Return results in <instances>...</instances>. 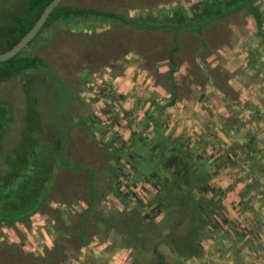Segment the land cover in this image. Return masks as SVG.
Returning a JSON list of instances; mask_svg holds the SVG:
<instances>
[{"label":"rangeland","instance_id":"obj_1","mask_svg":"<svg viewBox=\"0 0 264 264\" xmlns=\"http://www.w3.org/2000/svg\"><path fill=\"white\" fill-rule=\"evenodd\" d=\"M201 1L60 4L161 24ZM25 2L0 0V21ZM254 3L261 28L245 8L176 36L100 15L41 28L19 54L45 62L0 80V173L35 100L50 147L55 118L68 120L70 164L35 212L0 222V264H156L154 246L169 264H264V0Z\"/></svg>","mask_w":264,"mask_h":264},{"label":"trees","instance_id":"obj_2","mask_svg":"<svg viewBox=\"0 0 264 264\" xmlns=\"http://www.w3.org/2000/svg\"><path fill=\"white\" fill-rule=\"evenodd\" d=\"M25 1L22 10H11L8 12L7 19L0 21V51L11 47L31 27L49 0ZM238 8H245L251 12L257 28L262 27V17L254 0H202L199 3V11L191 10V13L189 12L186 17H182L180 23L163 22L161 24L151 22L144 17H125L122 14L101 8L59 3L49 13L42 27L60 16L100 15L115 18L125 23L142 25L153 30L168 28L176 36L181 29H192L201 33L205 25L234 12ZM41 28L29 42L40 32ZM44 62V59L39 55H20L17 53L0 61V80H6L16 73L35 68ZM171 69L170 72H173L174 69ZM56 108L59 110L60 106ZM36 110L40 115L37 100H35L33 114L28 118L29 124L23 129L22 148H15L13 158L7 157V169L0 173V222H13L35 212L40 204L47 199L58 166L64 165V163L70 164L63 156V148L68 135V120L64 116L55 118L53 134L56 141L50 147L52 143L48 144L46 139H39L36 134L40 128L44 127L43 120H40L38 115L35 116ZM1 123L0 121V127ZM182 143L179 144L182 145ZM179 152L180 154L183 153ZM53 162L56 163L54 169L52 168ZM153 251L156 255V264H169L164 254L157 247L154 246Z\"/></svg>","mask_w":264,"mask_h":264},{"label":"water","instance_id":"obj_3","mask_svg":"<svg viewBox=\"0 0 264 264\" xmlns=\"http://www.w3.org/2000/svg\"><path fill=\"white\" fill-rule=\"evenodd\" d=\"M61 0H49L43 7L38 17L34 20L31 27L9 48L0 51V61L8 59L19 51L29 42V40L37 33L47 19L52 9L57 6Z\"/></svg>","mask_w":264,"mask_h":264}]
</instances>
